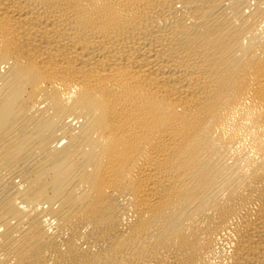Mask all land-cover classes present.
Here are the masks:
<instances>
[{
  "label": "bare ground",
  "instance_id": "1",
  "mask_svg": "<svg viewBox=\"0 0 264 264\" xmlns=\"http://www.w3.org/2000/svg\"><path fill=\"white\" fill-rule=\"evenodd\" d=\"M0 264H264V0H0Z\"/></svg>",
  "mask_w": 264,
  "mask_h": 264
}]
</instances>
